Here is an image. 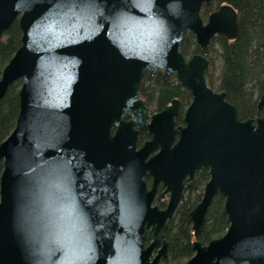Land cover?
I'll return each instance as SVG.
<instances>
[{"label":"water","instance_id":"water-1","mask_svg":"<svg viewBox=\"0 0 264 264\" xmlns=\"http://www.w3.org/2000/svg\"><path fill=\"white\" fill-rule=\"evenodd\" d=\"M213 1L0 0V40L16 20L22 31L0 79V100L21 81L16 126L0 144V264H157L185 177L189 186L201 168L210 180L190 213L194 236L218 193L230 225L196 240L184 264H264V92L263 114L241 120L208 85L212 40L238 35L231 5L203 17ZM188 31L201 49L191 57L180 50ZM159 71L192 94L184 127L179 100L150 114L140 96L146 72ZM143 128L151 139L138 148ZM161 182L171 200L152 209Z\"/></svg>","mask_w":264,"mask_h":264},{"label":"trees","instance_id":"trees-1","mask_svg":"<svg viewBox=\"0 0 264 264\" xmlns=\"http://www.w3.org/2000/svg\"><path fill=\"white\" fill-rule=\"evenodd\" d=\"M223 4L231 5L238 13V35L234 40L216 36L210 44L207 56L210 64L206 74L208 85L217 92H225L229 102L238 109L241 120L257 118L262 112L258 102L264 92V0H214L213 8ZM211 7L204 6L202 15L206 19ZM22 31L18 20L0 40V79L3 69L21 46ZM218 47V48H217ZM187 57L201 53L195 35L185 33L180 46ZM219 61L220 68L216 67ZM21 81L10 85L0 100V144L12 133L20 109L19 90ZM140 96L152 109L161 110L173 99L190 103L192 94L182 88L176 75L165 78L162 71L150 75L146 72L140 89ZM145 132L141 138H145ZM3 166L0 162V180ZM208 172L197 173L195 182L186 199L179 206L166 227L170 264H184L195 254L196 240L208 243L222 236L230 223L225 212V198L218 194L211 203L206 221L198 238L194 236L190 212L201 200Z\"/></svg>","mask_w":264,"mask_h":264},{"label":"flooded vegetation","instance_id":"flooded-vegetation-1","mask_svg":"<svg viewBox=\"0 0 264 264\" xmlns=\"http://www.w3.org/2000/svg\"><path fill=\"white\" fill-rule=\"evenodd\" d=\"M213 3H214V1H213ZM220 7V6H219ZM218 7V8H219ZM218 8H213V4H212V6H211V11H210V13H212L213 11H215L216 9H218ZM209 16V15H208ZM160 72V71H159ZM163 72V71H162ZM164 74V73H163ZM172 77V76H171ZM187 91V90H186ZM190 92V91H189ZM191 93V92H190ZM143 99V98H142ZM175 99H177V100H179V115L178 116H176L175 117V120H176V128H178V127H184L185 126V122H184V116H185V112H186V110H187V108H188V106L190 105V103H186V102H182V100L181 99H179V98H175ZM175 99H173V100H175ZM144 100V99H143ZM172 100V101H173ZM172 101L168 104V105H170L171 103H172ZM192 101V100H191ZM168 105H166V106H168ZM150 106V105H149ZM165 106V107H166ZM165 107H163L161 110H154V109H152L151 107H150V114H155V113H158V112H160V111H162ZM258 110L259 111H261L262 112V114H263V110H260L259 108H258ZM261 114V115H262ZM260 115V116H261ZM127 118V117H126ZM145 132L146 134H145V138H141V133L142 132ZM151 139V135L149 134V132H148V129L147 128H143V129H141L140 130V134H139V137H138V148L139 147H141L146 141H148V140H150ZM178 140V138L176 139V141ZM150 157H151V155H150ZM149 157V158H150ZM201 170H205V171H207L208 172V180L205 182V184H204V191H205V187H206V184L208 183V181L210 180V170L209 169H205V168H201V169H199V170H197L195 173H194V176H193V180H192V182H191V184L189 185V186H187L186 185V182H187V180L188 179H190V176L189 175H187L186 177H185V180H184V184H185V188H184V192H183V198L181 199V201H180V203L178 204V206L176 207V209L174 210V212H173V214H172V216L167 220V222H166V224H165V226H164V228H163V230H162V234H163V239L164 240H166L167 242H168V240H167V237H166V235H165V227H166V225H167V223H168V221L171 219V218H173V216H174V214L177 212V210H178V208H179V206L183 203V201L186 199V196L188 195V192H189V190H191L192 189V187H193V184H194V182H195V179H196V176H197V173L198 172H200ZM145 180H146V183H147V185H148V189L149 190H151L152 189V185H153V177L150 175V174H147L146 176H145ZM166 187L164 186V184L161 182V183H159L158 184V186H157V190H156V194H155V196H154V198H153V201H152V203H151V208L152 209H155V208H157V209H160V210H166L167 209V207H168V205H169V202H170V200H171V193L170 192H168V193H166ZM204 191H203V194H204ZM203 194H202V197H203ZM218 194H220V193H218ZM218 194H216V195H218ZM215 195V196H216ZM221 195V194H220ZM223 196V195H222ZM224 197V196H223ZM215 198V197H214ZM225 198V197H224ZM201 200H202V198H201ZM200 200V201H201ZM214 200V199H213ZM199 201V202H200ZM225 201H226V198H225ZM199 202L197 203V205L199 204ZM213 202V201H212ZM196 205V206H197ZM195 206V207H196ZM194 207V208H195ZM137 208H144V205H142V204H138L137 205ZM193 208V209H194ZM192 209V210H193ZM191 210V211H192ZM191 213V212H190ZM153 227L154 226H151L150 228H149V230L147 231V234H146V243H145V247L147 248V247H149L150 245H151V243L153 242V240H154V230H153ZM218 238V237H217ZM215 239V238H214ZM204 244V243H203ZM205 244H207V243H205ZM162 246H163V243L161 242L157 247H155V248H153V250H152V252H151V255H150V261H152L153 259H155L158 255H160V257L158 258V261H157V264H170V263H168L167 262V260H168V257H169V252H168V247H167V252H166V254H164V253H162V254H159V252H160V250H161V248H162Z\"/></svg>","mask_w":264,"mask_h":264},{"label":"rangeland","instance_id":"rangeland-1","mask_svg":"<svg viewBox=\"0 0 264 264\" xmlns=\"http://www.w3.org/2000/svg\"><path fill=\"white\" fill-rule=\"evenodd\" d=\"M207 19V18H206ZM218 48V47H217ZM216 67L218 68V70H219V68H220V63H219V61H217V63H216ZM173 76H175V75H173ZM172 76V77H173Z\"/></svg>","mask_w":264,"mask_h":264}]
</instances>
